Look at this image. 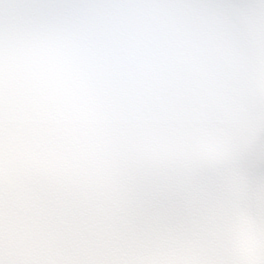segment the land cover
Here are the masks:
<instances>
[{
    "label": "clouds",
    "instance_id": "clouds-1",
    "mask_svg": "<svg viewBox=\"0 0 264 264\" xmlns=\"http://www.w3.org/2000/svg\"><path fill=\"white\" fill-rule=\"evenodd\" d=\"M0 264H264V0H0Z\"/></svg>",
    "mask_w": 264,
    "mask_h": 264
}]
</instances>
